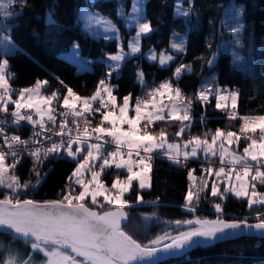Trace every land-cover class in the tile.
Masks as SVG:
<instances>
[{
    "label": "snow or ice",
    "instance_id": "obj_1",
    "mask_svg": "<svg viewBox=\"0 0 264 264\" xmlns=\"http://www.w3.org/2000/svg\"><path fill=\"white\" fill-rule=\"evenodd\" d=\"M26 3L27 0H0V11L4 16H12L15 15L12 10L13 5L24 6ZM142 8L143 5L137 0L133 7L137 15L129 16V20L135 21L138 27L136 36L129 45L130 52H124L121 47L119 52L108 57V60L114 63L108 65L106 79L99 81L91 96H79L72 88H67V94L62 97L58 91L45 95L42 90L48 85L46 80H37L30 88L14 90L9 83L14 75L7 71L9 61L6 58L0 59V102H2L0 112L9 111V102L15 105V109L11 112L13 124L19 125L21 121H28L40 128L39 132L33 133L34 137H40L45 131H53L46 121L57 126V109L52 106L53 101L57 103L62 101L65 109L59 113L63 119L58 125L59 132L55 133L62 139L58 143L52 142L49 147H45L42 141L31 140L33 145L40 146L29 149L27 147L29 140L21 139L18 135L8 136L5 134V128L0 127V136L3 138V145H0V188L10 190L0 199V229L10 231L14 239L22 240L33 253H42L44 257L37 262L31 253L27 258H23L17 251L9 249L5 258L0 260V264H158L160 256L172 255L178 250L191 247L199 243L201 238L216 239L219 238L218 234H224L226 230L242 228L264 230V214L260 213L257 215H261L262 218L255 224H248L247 219L225 221L219 217L215 220L199 217L186 221L178 220L174 222L177 226L186 224L192 227L184 231L178 228L175 234L164 232L147 243L138 241L122 227V223L129 215L125 209L130 206V202L124 198L125 193L131 191L133 182H138L139 189L152 186L149 162L157 150H161L162 155L176 164L181 163V157L187 160L189 156H197L200 149L206 155H219L222 166L215 175L220 177L223 174L229 186L221 191L214 183L211 186V195L226 199L227 194L231 192L238 198H247L250 209L254 205H264V193L257 190V183L264 185V115H239L236 111L238 90L213 89L212 83L215 81L213 76L212 81L203 84L196 94V99L202 102H209V96H214L217 109L227 112L229 119L239 118L242 121L238 133L217 129L211 135V142L208 139L193 136L181 145L169 142L163 129L158 134H153L149 130L155 122L166 120L181 123L179 131L175 134L177 136L182 135L185 129L190 127L184 122L191 120L189 113L193 101L178 86L174 87L171 79L150 89L145 96L136 97L134 104H132V94L129 93L122 98V103L117 105V97L113 95L116 86L110 85L106 80L111 78L113 72L119 74L121 62L127 56L140 52L141 35L153 30L148 22H141ZM190 11L191 8L182 10L179 5L177 6V13L180 15L187 16ZM243 12L244 9L239 8L235 12V25L229 26L234 36L233 42L241 47L243 46L241 36L245 31V25L240 19ZM86 24L89 28L100 26L105 32L113 34L118 31L110 20L98 14L87 15ZM176 36L177 34H174V37ZM104 38L110 37L106 35ZM179 39V43L174 39L171 47L178 52H185L184 39ZM11 44L10 36L5 35L0 38V48L6 49ZM78 47V44H74V48ZM208 47L211 48L212 45L209 44ZM150 52L149 58L158 61L160 65H166L174 59L172 55L166 53L157 55L154 50ZM217 55V52L211 53V58L206 60L208 66L214 65ZM233 56L234 62L242 59L235 52ZM192 70L191 65L182 63L176 67L173 75L178 80L184 72ZM136 78L143 85L144 72L138 69ZM60 83L63 84V81ZM14 91L17 92V99L12 98ZM94 104L97 106L93 107ZM27 110H32L39 119H33V115ZM130 111L134 113L131 116ZM95 113H101L102 118L95 127L89 128L91 121L88 119V114ZM69 116L73 118L74 130L69 126ZM81 119L83 127L79 123ZM106 122L109 125L107 127L104 126ZM0 123H6V121H0ZM142 124L143 127H141ZM207 135L205 133V136ZM64 136H67L66 140L63 139ZM93 136H95V143L91 142ZM242 136L247 141L242 154L224 146L225 142L228 145H238ZM45 139L51 141L52 137L45 136ZM218 139L220 143L217 146ZM74 144L78 145L75 151H73ZM106 144L115 145V147L112 151H106ZM5 145L9 150L7 152L4 150ZM85 145H87L86 149ZM189 145H191L190 151L187 150ZM61 149H64L73 159L86 151V155L69 177V180L76 177L75 184L80 185L82 190L73 195L69 185V191L62 199L46 201L20 199L18 195L20 189L35 188L43 179L38 170L43 160L54 153L59 155ZM24 151H27L34 160L32 171L37 177L35 184L31 181L22 183L15 174L16 166L20 163V156ZM8 155L13 158L10 164L6 162ZM97 160L102 161L98 166L99 171L95 170L96 166L92 164ZM225 164L231 167L226 170L223 166ZM113 166L126 170V178L121 180L117 175L111 188H107L100 176L105 168ZM86 171L91 173V179L85 182ZM205 171L209 174L212 172L210 169ZM189 176L191 178V172ZM233 177L236 184H232ZM90 185L94 187L90 188ZM206 187H208L206 181L195 192L190 186L185 196L184 207L195 212L194 201H199L200 192ZM98 197H102L104 202L101 203ZM89 198L101 209L108 207L109 210H93L85 203ZM142 201L143 197L138 195L136 203ZM214 207L217 212L223 211L220 204H215ZM3 247L0 244V248Z\"/></svg>",
    "mask_w": 264,
    "mask_h": 264
},
{
    "label": "trees",
    "instance_id": "obj_2",
    "mask_svg": "<svg viewBox=\"0 0 264 264\" xmlns=\"http://www.w3.org/2000/svg\"><path fill=\"white\" fill-rule=\"evenodd\" d=\"M177 1H145L144 20L150 23L153 30L141 35L140 52L127 56L121 63L119 74L113 72L106 82L116 86L113 95L118 101L131 93L134 103L136 97L145 96L150 89L171 79L173 86H178L193 101L189 113L191 120L184 122L190 127L185 129L183 137H205V133H214L217 129H234L238 133L242 123L239 118L229 119L227 112L217 109L214 96H209V102H202L196 99V94L203 84L212 81L215 76L213 89L229 88L239 91L236 110L239 115L264 114V0H180L183 10L191 8L187 16L176 14ZM239 3L243 4L244 9L245 31L242 33L243 46H240L243 60L234 62L232 53L223 50L221 43L224 39L232 37L227 27L226 11ZM85 6L98 9L113 18L120 29L121 45L125 49L129 48L130 39L136 33L137 27L127 26L118 15V8L123 6L126 10L131 9L132 0H27L24 6H19L22 9L12 18L6 19L0 15V21L10 24L8 29L0 27V32H8L18 46L14 52L7 54V71L14 74L10 79L13 88L32 86L37 80H46L48 85L42 90L45 94L58 91L62 97L66 95L67 88H72L79 96H90L95 92L99 81L106 79V73L109 71L107 55L117 51L119 39H105L104 36L89 34L80 17V10ZM175 32L183 35L185 52L171 48L170 43ZM74 41L78 42L81 53L90 59V66L83 70H79L75 61L62 54ZM209 44L212 45L211 48L208 47ZM151 49H155L157 54L172 55L174 59L166 65H160L158 61L150 60L146 55ZM212 52H217L218 55L214 65L208 66L206 60L211 58ZM182 63L191 65L193 70L184 72L177 80L173 73ZM138 69L144 72L143 85L136 78ZM56 107H61L56 113L64 109L60 102H56ZM93 107H96V104ZM100 114L95 113L92 119H88L92 124H98L101 120ZM34 117L36 119V116ZM141 126L143 127V124ZM180 127L179 121L166 120L155 122L149 130L158 134L163 129L168 138L174 140L182 138L175 135ZM240 141L242 144L245 141L243 136ZM64 152L65 150L61 149L59 155L54 153L43 160L42 165L38 167L43 179L35 188L20 189V199L58 200L68 193V186L74 184L69 177L72 176L78 160L69 158ZM9 159L7 156L6 162ZM183 162L185 161L176 164L159 150L153 154L151 160L152 186L139 189L138 182H133L131 191L125 193L124 198L130 202V206L125 209L129 215L123 227L135 239L147 243L161 235L164 229L173 234L178 228L180 231L187 230L192 226H177L174 222L196 217L248 221L262 218L257 214H264V205H254L250 209L247 198H238L231 192L227 194L226 199L214 197L211 195L209 184L200 192L199 201H194L196 211L185 208V196L190 180L194 179L195 187L199 189L205 181L193 176L201 173L206 175L207 172L200 171L202 168H199L198 159ZM33 164V158L27 153H22L20 163L15 169V174L22 183H36L37 177L32 171ZM212 168L216 167L207 169ZM116 174L122 177L126 175L124 169L113 166L104 170L102 178L107 184H112ZM257 189L264 192V185L257 183ZM9 191L0 188V198ZM138 195L143 197L140 203H136ZM85 202L100 211L109 210L108 207L101 209L90 200ZM216 203H221L222 212L216 211ZM0 238L5 243L8 242L11 248L15 247L23 258L30 253V247L20 239H14L11 233L0 231ZM160 264H264V237L245 235L206 246L197 245L191 251Z\"/></svg>",
    "mask_w": 264,
    "mask_h": 264
},
{
    "label": "rangeland",
    "instance_id": "obj_3",
    "mask_svg": "<svg viewBox=\"0 0 264 264\" xmlns=\"http://www.w3.org/2000/svg\"><path fill=\"white\" fill-rule=\"evenodd\" d=\"M145 1L146 0H139V2L143 5V8H142V13H141V22H148V21H145L144 20V6H145ZM137 3V0H132V7H131V9H129V10H126V9H124V7L123 6H120L119 8H118V15L120 16V17H122V19L124 20V22L127 24V26H132V25H135L136 26V23H135V21H130L129 20V16L131 15V16H135V15H137L134 11H133V7H134V5ZM179 5V7L183 10V8H182V6H181V1L180 0H178L177 1V6ZM239 8H243V4L242 3H239V4H234V5H232L230 8H228L227 9V11L226 12H228V15H227V27H228V29H229V26H234L235 25V23H236V17H235V12L239 9ZM22 8H20L18 5H13V8H12V10L14 11V13H16V12H18L19 10H21ZM176 14L177 15H179L178 13H177V7H176ZM95 14H98V15H100V16H102V17H105V18H107L108 20H110L114 25H115V27H116V29L118 30L115 34H113L112 32H105L104 31V29L102 28V27H100V26H93L92 28H89L88 26H87V24H86V16L87 15H95ZM0 15L3 17V18H6V19H10V18H12V16H14V15H12V16H4L3 15V12L2 11H0ZM48 17H50L49 15H48ZM80 17H81V19H82V25H83V27L87 30V32L89 33V34H91V35H93V36H96V37H98V36H109L110 38H117V39H119V47H118V49H117V51H115V52H113V53H109L108 55H107V60H108V57L110 56V55H113V54H116L117 52H119L120 50H121V47H123L122 45H121V43H120V29H119V26H118V24L116 23V21L113 19V18H111L110 16H108V15H106V14H104V13H102L100 10H98V9H91V8H89V7H82V9L80 10ZM240 19H241V21L243 22V24H244V21H243V16L242 17H240ZM149 23V22H148ZM150 24V23H149ZM0 27H6V29H8L9 27H10V24L8 23V22H5V21H0ZM137 27V26H136ZM137 31H138V27H137ZM137 31H136V33H137ZM136 33L131 37V39H130V43L132 42V40H133V38L136 36ZM174 34H177V36L176 37H174ZM173 34V36H172V39H171V43H170V46H171V44H172V42H173V40L175 39L176 40V42L177 43H179L180 42V39L179 38H183L182 36V34L181 33H179V32H175ZM232 34V37L231 38H228V39H224L223 41H222V43H221V48H223V50H227V51H229V52H231L232 53V55H233V53L235 52V53H237L240 57H242V59L240 60L241 62H242V60H243V53L241 52V49H240V46L239 45H236L233 41H234V36H233V33H231ZM5 35H8V36H10V34L8 33V32H4V31H1L0 32V38H2L3 36H5ZM11 37V36H10ZM141 38V37H140ZM241 39H242V36H241ZM228 40V41H227ZM11 42H12V44L8 47V48H0V54L2 55V57L0 58V59H3V58H6V59H8V57H7V54H9V53H12V52H14L15 50H16V48H18V46H17V44L15 43V41L11 38ZM74 44H78V42L77 41H74L72 44H71V46H70V48L69 49H67V50H65L62 54L65 56V57H67V58H70V59H72L73 61H75L77 64H78V68H79V70H83L84 68H87V67H89L90 65V62H89V58H87V57H85L82 53H81V51H80V47H78V48H74ZM79 45V44H78ZM139 45H140V39H139ZM172 48V47H171ZM173 49V48H172ZM123 50H124V52H126V53H128V52H130V47L128 48V49H125V48H123ZM151 50H154L155 51V53L157 54V52H156V50L155 49H151ZM173 50H175V51H177L176 49H173ZM134 54H136V53H134ZM132 55V54H131ZM146 55L148 56V57H150V55H151V52H150V50L146 53ZM157 55H159V54H157ZM234 57V56H233ZM151 60V59H150ZM108 63L110 64V63H114V62H112V61H110V60H108ZM122 63V62H121ZM9 83H10V81H9ZM11 85V84H10ZM33 86V85H32ZM32 86H27V87H22V88H19V89H23V88H30V87H32ZM12 87V86H11ZM13 88V87H12ZM14 90H19L18 88L16 89V88H13ZM45 94V93H44ZM67 94V93H66ZM226 94V93H225ZM45 95H50V94H45ZM79 95V94H78ZM126 95H128V94H126ZM126 95H124V96H126ZM91 96V95H90ZM12 98L13 99H17L18 97H17V92H13V94H12ZM238 102V101H237ZM2 103V102H1ZM122 103V100H120V101H118L117 100V105H119V104H121ZM167 103V102H166ZM55 104H56V101H53V107H55ZM132 104H134L133 102H132ZM8 109H9V111H13L14 109H15V105H13V104H11V102H9L8 103ZM28 111H30V113L33 115V119L35 118L34 116H36V119H39V117L36 115V114H34V112L32 111V110H28ZM103 111V110H102ZM117 112H118V109H117ZM134 113L133 112H129V115L131 116V115H133ZM259 115H264V114H259ZM93 116H94V114H88V118H93ZM98 116V115H97ZM100 117H101V115H99ZM82 120V119H81ZM82 122H83V120H82ZM98 122V121H97ZM99 123V122H98ZM97 124H90L89 126L92 128V127H95ZM105 127H107V126H109L107 123H105V125H104ZM126 127V126H125ZM142 127V126H141ZM220 130H222V131H225V132H227V131H233V132H235V130L234 129H229V130H223V129H220ZM179 131V130H178ZM177 131V132H178ZM216 132V131H215ZM214 132V133H215ZM214 133H210V137H211V135H213ZM154 134V133H153ZM182 138H180V140H178V139H174V140H170L169 138H168V140H169V142H175V143H180L181 145H183V143L185 142V141H187V140H189L191 137H193V136H199V135H191L190 137H183V134L182 135H180ZM67 137V136H66ZM199 137H201L202 139H203V137L202 136H199ZM220 139H222V138H220ZM91 142H93V143H95V137H92V140H91ZM217 144H219V143H217ZM242 141H240L239 142V144L238 145H228L226 142H225V147L226 148H229L230 150H232V151H235V152H237L238 154H242V148L241 147H246L247 146V141H246V143L245 144H242ZM240 145V146H239ZM78 147V145H76V144H74L73 145V151H75L76 150V148ZM85 147V149H86V147H87V145H85L84 146ZM191 149V148H190ZM199 151V150H198ZM62 153H63V151H62ZM155 153H157V151L156 152H154L153 154H155ZM64 154H66V152H64ZM202 154H204V155H201L200 157H198L197 159H198V161L199 160H202V161H200V164L202 165V168H205V169H207L208 167H216V168H212V172H211V174H210V177H209V179H208V181H207V184H209L210 186H212V184H217V186L219 187V189L221 190V191H223L224 190V188L225 187H228L229 186V184H228V181L225 179V177L223 176V174L220 176V177H217L216 175H215V172L216 171H218V169H217V167H221L222 165H221V162H220V159H219V155H217V156H212L211 154H205L204 152H202ZM67 155V154H66ZM84 155H86V151L85 152H82V153H80L78 156H77V158L76 159H73L72 157H70V156H68L69 158H71V159H73V160H78V163L79 162H81L82 161V159H83V156ZM9 156V155H8ZM197 159H193V160H197ZM192 160V159H191ZM203 160H206V161H209V162H207V164L205 163V162H203ZM225 160H227V157H225ZM212 161V162H211ZM12 162V159L10 158L9 160H7V163H11ZM182 162V161H181ZM78 163H77V166H78ZM100 163H102V161H100V160H97V161H93L92 162V164H94L95 166H96V168H95V170H97V171H99V164ZM149 163H151V161L149 162ZM183 163H185V162H183ZM211 164V165H210ZM209 165V166H208ZM226 165V164H225ZM77 166H76V168H77ZM225 168H226V170H227V168L228 167H226V166H224ZM237 167H239V166H237ZM75 168V169H76ZM74 169V170H75ZM106 169V168H105ZM205 169L204 170H200V171H205ZM74 172V171H73ZM103 174V173H102ZM102 174H101V176H100V179H101V181L104 183V185H105V187H107V188H111V185L112 184H107V182L102 178ZM125 174H126V170H125ZM118 174H116V175H114V177H116ZM149 175H150V177H151V172L149 173ZM204 174L203 173H201V174H195V176H197L199 179H202L204 176H203ZM120 177V179L121 180H124L125 178H126V175L125 176H119ZM75 179H76V177H73V179H72V181L74 180V182H75ZM84 179H85V182L87 181V180H89V179H91V173L90 172H85V177H84ZM115 179V178H114ZM113 179V180H114ZM205 179V177L203 178V180ZM104 180V181H103ZM73 182V183H74ZM113 182V181H112ZM75 184V183H74ZM74 184H72L71 185V190H72V194L73 195H75V194H78L79 193V191H81L82 190V188H81V186L80 185H74ZM232 184H236V181H235V179H234V177H233V180H232ZM194 185H195V180L194 179H192V180H190V182H189V187L191 186L192 187V190L195 192V191H197L198 189H196L195 187H194ZM92 187H94V185H90V188H92ZM145 189V188H144ZM258 190V189H257ZM259 192H262V193H264L262 190H258ZM98 199H100V200H103V198L102 197H98ZM89 200H90V198H89ZM86 203V202H85ZM142 216H144V217H147V215H142ZM151 217L149 216V219H150ZM154 220V218H152V221ZM125 225V224H124ZM123 225V226H124ZM164 228V227H163ZM164 232H171L170 230H166V229H164L163 230ZM1 232H4V231H1ZM162 232V231H161ZM163 232V233H164ZM7 233V232H6ZM22 241V240H21ZM0 244H2L4 247L3 248H0V260H3L4 258H5V256L7 255V251L9 250V249H12V250H15V251H17L16 249H14V248H11V246H10V244H8V242L7 243H5L1 238H0ZM31 249V248H30ZM18 252V251H17ZM19 253V252H18ZM30 253L35 257V260L37 261V262H39L40 260H42V259H44V257H43V254L42 253H33L31 250H30ZM20 254V256L22 257V254L21 253H19ZM28 256V255H27ZM27 256H25L24 258H27Z\"/></svg>",
    "mask_w": 264,
    "mask_h": 264
},
{
    "label": "built area",
    "instance_id": "obj_4",
    "mask_svg": "<svg viewBox=\"0 0 264 264\" xmlns=\"http://www.w3.org/2000/svg\"><path fill=\"white\" fill-rule=\"evenodd\" d=\"M62 111H65V109L61 110L60 112H62ZM1 113H2V115H0V121H6V123H0V127H4L5 128V134L8 135V136L18 135V136L21 137V139L29 140L30 143L27 146L29 149H31L32 147H39L40 146L39 144L33 145L31 143V140L42 141L43 145L45 147H49L52 142H54V141L58 142V141H60L62 139V137H60L58 135H55V133L59 132L58 124L63 119V117L61 115H59V113H56L57 126H53V125H51L50 122L46 121V123L48 124V127L49 128H53V131H51V132L45 131L44 135L40 136V137H34L33 136L34 131L35 132H39L40 131V128L38 126H33L32 124L28 123L27 121H21L19 125L13 124L12 123L13 117L11 116V114L3 113V112H1ZM72 120H73V118L71 116H69L68 117L69 126L73 127V130H74V125L72 123ZM79 123H80V125L83 124L82 120H80ZM81 127H82V125H81ZM26 128H28V130H26ZM89 128H91V127H89ZM45 136H51L52 140L49 141V140L45 139ZM63 139L66 140L67 137L64 136ZM0 145H3L2 136H0ZM108 145L109 144L105 145V150L106 151H112L114 149V147H115V145H113L112 148H110V147H108ZM4 150L6 152L9 151L7 149L6 145L4 146ZM23 153H27V151H24ZM9 157L11 159H13L10 155H9ZM203 162H205L207 164V162H209V161L203 160ZM224 166H226L228 168L231 167V165H227V164L224 165ZM237 168H239V167H237ZM202 169H205V168H202Z\"/></svg>",
    "mask_w": 264,
    "mask_h": 264
},
{
    "label": "water",
    "instance_id": "obj_5",
    "mask_svg": "<svg viewBox=\"0 0 264 264\" xmlns=\"http://www.w3.org/2000/svg\"><path fill=\"white\" fill-rule=\"evenodd\" d=\"M0 199H2V198H0ZM32 200H34V199H32ZM87 205L90 208H92L93 210L100 211L96 207H92L89 204H87ZM104 211H107V210H104ZM223 220H225V221H233V220H227V219H223ZM127 221H128V218H127V220H125L122 223V227H123V225ZM247 222H248V224H255V223L259 222V220H255V221H248L247 220ZM0 231H4V230L0 229ZM4 232L10 233V231H4ZM245 235H253V236H261V237H264V230H258V229H255V228H250V229L249 228H242L240 230H226V232L224 234H218V237L219 238L210 239V240H205V239L201 238L199 243L193 244L191 247H187V248H185L183 250H178V251L175 252V254H172V255H162V256L159 257V261L158 262L165 261V260L170 259V258H174V257L181 256L182 254H185V253L191 251L197 245H199V246H206V245L213 244V243H216V242H221V241L236 239V238H238L240 236H245Z\"/></svg>",
    "mask_w": 264,
    "mask_h": 264
},
{
    "label": "crops",
    "instance_id": "obj_6",
    "mask_svg": "<svg viewBox=\"0 0 264 264\" xmlns=\"http://www.w3.org/2000/svg\"><path fill=\"white\" fill-rule=\"evenodd\" d=\"M132 26H135V25H132ZM235 90V89H234ZM228 103H229V106L231 105V101L229 100L228 101ZM60 105L62 106V102H60ZM55 108V107H54ZM102 110H104V109H102ZM149 110H151V109H149ZM101 115V114H100ZM102 118V117H101ZM203 139H208L209 140V142H211V137H203ZM178 140H180V139H178ZM217 143H220V139H218L217 140ZM246 142L245 141H243V144H245ZM219 144H217V146H218ZM240 146V145H239ZM190 148H191V145H189V147H188V149L187 150H189L190 151ZM242 148V151H243V147H241ZM159 150H157V152H158ZM202 152H203V150L202 149H200L199 151H198V154H197V156H195V157H191V156H189V158L187 159V160H184L183 159V157H181V161H188L189 159H197L198 157H200L201 155H202ZM220 167V166H219ZM219 167H217V169L219 168ZM204 177H205V179H204V181H208V179H209V177H210V174H208V172H207V174L205 175H203ZM193 177H197V176H193ZM203 177V178H204ZM202 178V179H203ZM73 182H74V180H73ZM75 183V182H74ZM75 185H77V184H75ZM89 200V199H88ZM87 199H86V201H88ZM91 201V200H90ZM103 201V200H102Z\"/></svg>",
    "mask_w": 264,
    "mask_h": 264
},
{
    "label": "bare ground",
    "instance_id": "obj_7",
    "mask_svg": "<svg viewBox=\"0 0 264 264\" xmlns=\"http://www.w3.org/2000/svg\"><path fill=\"white\" fill-rule=\"evenodd\" d=\"M225 90V89H224ZM236 90V89H235ZM228 91H231L230 89L228 90ZM227 94V93H226ZM0 115H2V113L0 112ZM54 142H56V141H54ZM59 142V141H58ZM57 142V143H58ZM112 146L113 145H111V144H109L108 145V147H110V148H112ZM200 161H202V160H200ZM200 165V167L199 168H202V165L201 164H199ZM193 168V167H192ZM192 168H190V170H192ZM194 187H195V185H194ZM196 189H198L197 187H195ZM216 204H220L221 205V203H216ZM241 237V236H240ZM239 238V237H238ZM162 262H164V261H161V262H158V264H160V263H162Z\"/></svg>",
    "mask_w": 264,
    "mask_h": 264
}]
</instances>
